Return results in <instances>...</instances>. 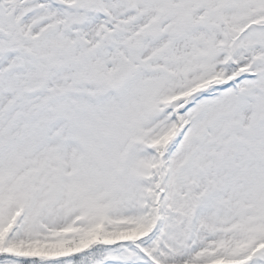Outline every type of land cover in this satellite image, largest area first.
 Wrapping results in <instances>:
<instances>
[{
  "label": "snow or ice",
  "instance_id": "1",
  "mask_svg": "<svg viewBox=\"0 0 264 264\" xmlns=\"http://www.w3.org/2000/svg\"><path fill=\"white\" fill-rule=\"evenodd\" d=\"M0 264H264V0H0Z\"/></svg>",
  "mask_w": 264,
  "mask_h": 264
}]
</instances>
